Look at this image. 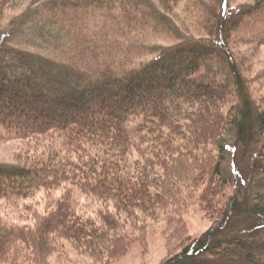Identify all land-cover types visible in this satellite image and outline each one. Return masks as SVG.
I'll list each match as a JSON object with an SVG mask.
<instances>
[{"label": "trees", "instance_id": "1", "mask_svg": "<svg viewBox=\"0 0 264 264\" xmlns=\"http://www.w3.org/2000/svg\"><path fill=\"white\" fill-rule=\"evenodd\" d=\"M154 1L169 14L181 0L54 1L69 7L74 14L63 15L71 21L88 9L101 13L103 37L113 45L79 31L74 45L87 63L73 91H55L47 72L27 59L0 69V127L26 148L15 164L0 163V201L39 205L36 197L46 198L32 226L0 216V264H45L56 240L90 264H113L136 244L146 249L162 222L166 257L159 264H264V95L253 97L242 58L229 48L244 16L260 12L264 0L221 15L219 0H210L203 25L214 40L210 52L180 45L127 67L142 54L128 37L149 25L145 9ZM11 2L0 0V29ZM163 34L175 37L170 28ZM90 44L107 54L86 55ZM211 52L228 77L210 74ZM115 54L126 55L127 66ZM227 152L239 159L230 175L222 167ZM82 198L97 206L93 213H82ZM193 205L211 226L191 236L183 218Z\"/></svg>", "mask_w": 264, "mask_h": 264}, {"label": "rangeland", "instance_id": "2", "mask_svg": "<svg viewBox=\"0 0 264 264\" xmlns=\"http://www.w3.org/2000/svg\"><path fill=\"white\" fill-rule=\"evenodd\" d=\"M54 1L58 3L61 0H12L0 29L1 35H3L0 69H7L10 65H15L14 59L16 58L33 61L38 69L47 72L46 81L51 88L55 91L59 89L61 93H67L74 90L78 82L76 75H81L82 71H85L84 67L87 63L85 61V64H81V55L77 53L80 47L74 45V39L78 36L79 31L82 29L85 39L87 37V40L94 41L97 45L104 43L106 47L110 46V48L113 45L103 37L102 26L105 22L101 13L88 9L80 13L81 17H84L83 20L71 21L63 15L74 14L68 9L69 7L62 9L63 3L55 7ZM209 1L181 0L169 14H163L154 1L151 11L148 8L145 9L146 12H151L149 25L145 29L139 30V33L128 37L130 43L134 44L142 54L132 56V61L127 62L128 65L131 64L129 66L124 64L126 55L115 54L116 64L120 61L123 66L137 68L142 64L154 61L160 54L169 49H175L176 46L210 52L213 39L207 35L203 28V25L210 21V12L213 10ZM222 1L219 0L217 4L218 15L237 13L241 10L247 11V8L256 0H226L225 7L221 10ZM165 27L172 29L175 37H166L163 34ZM229 48L230 52L235 53L236 61H238L237 58H242L243 70L245 68L243 75L253 97L264 95V8L260 12L244 16L243 22L239 24L237 31L232 36ZM105 51L104 48L95 49L90 44V50L86 55L99 52L107 54ZM110 53L112 54V52ZM210 58L212 62L209 64V68L213 70L210 74L217 72L220 75L225 71L224 75L228 77V70L220 55L211 52ZM89 64L94 66V62H89ZM224 147H229V144L224 143ZM25 151L26 148L22 146L21 142L9 138L0 127L1 164H15L17 157L24 154ZM227 155L222 167L223 172L230 175L233 173L234 161L238 164L239 159L232 153L227 152ZM241 177V184L245 185L248 177L245 173ZM63 189L60 190V193L64 192L65 189ZM233 191V187L225 190L226 197L230 193L232 195ZM44 197L41 194L36 197L35 201H38L39 205L32 201L17 203L0 201V216L9 223L32 226L33 213L43 214L46 210V198L44 199ZM80 206H82V213L86 212L87 214L93 213L97 208L90 199L85 198L81 199ZM183 220L191 236L202 234L211 226V221L203 217L197 205L189 208ZM164 229L165 222H162L154 229L153 236L148 239L146 249L136 244L125 257L113 264H159L166 257L164 236L162 235ZM55 244L54 253L46 260L45 264H90L89 260L78 255L70 243L56 240ZM17 263L25 264V262L19 263V261Z\"/></svg>", "mask_w": 264, "mask_h": 264}]
</instances>
